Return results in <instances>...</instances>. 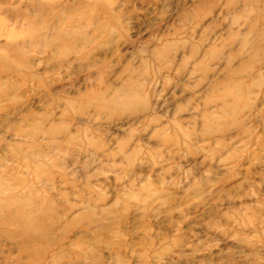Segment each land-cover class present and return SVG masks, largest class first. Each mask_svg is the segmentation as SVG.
Returning a JSON list of instances; mask_svg holds the SVG:
<instances>
[{"label": "rangeland", "instance_id": "1", "mask_svg": "<svg viewBox=\"0 0 264 264\" xmlns=\"http://www.w3.org/2000/svg\"><path fill=\"white\" fill-rule=\"evenodd\" d=\"M0 264H264V0H0Z\"/></svg>", "mask_w": 264, "mask_h": 264}]
</instances>
